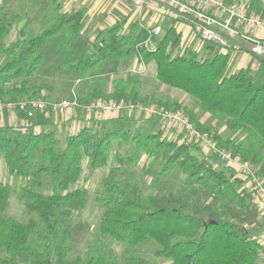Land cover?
I'll return each instance as SVG.
<instances>
[{
    "label": "trees",
    "instance_id": "16d2710c",
    "mask_svg": "<svg viewBox=\"0 0 264 264\" xmlns=\"http://www.w3.org/2000/svg\"><path fill=\"white\" fill-rule=\"evenodd\" d=\"M85 13H59L40 35L28 38L20 33L9 44L6 38L12 21L6 15L0 17V102L44 98L41 87L31 86L30 79L45 65L43 50L49 40L62 35L58 50L63 60L56 71L70 73L81 82L90 76L118 75L134 60L145 66L154 63L162 85L183 92L195 100L199 110L223 120L231 138L205 126L177 100L143 96L142 80L136 74L127 80L115 79L110 93L100 86L86 92L76 89L82 104L107 99L182 111L201 132L264 175V81L251 69L228 76L231 56L214 54L216 45L210 44L204 55L192 48L183 50L182 33L175 28H168L159 39L144 23H128V19L101 30L81 50ZM149 41L153 50L148 48ZM257 60L264 69V59ZM98 82L105 84L104 79ZM18 118L26 125L0 127V157L11 176L29 180L30 187L24 190L30 199L28 214L37 220L25 223L7 217L11 190L0 183V264H109L93 246L71 256L75 231L69 221L89 198L85 189L77 187L84 162L91 176L108 166L112 154L113 165L96 197L104 208L103 237L128 247L154 241L156 256L169 264H264V247L255 237L256 232L264 233V216L254 195L242 187L241 180L228 175V168L215 166L209 157L196 156L197 145L181 137L169 140L162 131L152 133L144 127L133 131L119 124L120 120L106 122L100 130L91 124L62 140L51 129V117L35 124L22 112ZM144 155L160 164L158 177H169L180 169L184 185L196 183L204 200L169 191L144 195L138 184L124 185L121 173ZM45 189L51 193H44ZM123 264L153 263L130 256Z\"/></svg>",
    "mask_w": 264,
    "mask_h": 264
},
{
    "label": "rangeland",
    "instance_id": "374dc122",
    "mask_svg": "<svg viewBox=\"0 0 264 264\" xmlns=\"http://www.w3.org/2000/svg\"><path fill=\"white\" fill-rule=\"evenodd\" d=\"M231 1L247 3L250 13L264 15V0ZM78 10H84L86 12L85 27L81 34V50L91 44L101 30L111 28L117 22H122L125 19H128V23L132 21H140L149 29L160 27L162 31L157 36L158 38H162L165 31L172 24L177 23V21L173 20L170 15L172 7L159 0H0V17L6 15L12 21L11 32L6 38V43L9 44L15 41L19 37L20 33H24L28 38L36 37L40 35L45 28L53 25L57 14L69 13ZM22 23V27L19 28V25ZM61 39L62 35H58L49 40L47 46L43 50L46 56L45 65L38 76L30 79L31 86L41 87L43 94L42 97H44L43 100H45V97H50L49 101L53 102L69 100L71 98V91L73 88L76 87L79 92H83V89L90 91L92 88H95L93 84L98 83L99 79L106 80L107 82L105 83H108L109 88L111 84L108 80L109 78L106 79V77L90 76L79 82L72 74L60 73L55 70L56 65L63 60V56L58 50V45ZM151 43L152 42L149 41L147 45L151 46ZM231 43L234 48L238 45L237 42L231 41ZM125 65L130 66L129 64ZM134 67L136 68V72L134 74L139 75L137 71L141 69V74L145 77L143 96H151L155 94L158 97L162 96L165 99L177 101H179L181 97H184V105L189 110L194 112L196 108H198L195 100L188 96H184L185 94L183 92L172 88H161L163 85L156 79V66L154 63H152V67L145 66L141 63H137ZM153 77H155V81L160 87L152 82ZM104 91L106 90L104 89ZM9 103L15 102H0V105L2 104L6 106ZM139 104L144 105L143 103ZM152 106L155 105H144V107L147 108ZM4 108V111L0 113V127H18L26 125L24 120L23 121L25 123H22L18 118V112L9 108L7 109L6 107ZM77 110L83 111L81 109ZM130 111L142 113L143 116L146 117L145 121L152 123L156 122V126L149 124V127L146 128L141 124H137L132 118L117 119L120 120L119 124L122 126H129L133 131L144 127L152 133H157L161 128H163L165 131L167 130L164 136H166L169 140H176L181 137L183 142H188L184 132L178 126L169 124L159 117H150L141 109H126L117 114L122 115L123 113ZM199 111V116L201 118L203 117L202 123L205 126L220 133L225 139L231 138V134L226 129V125L223 120L218 119L203 110ZM204 117H207L210 120H207V118ZM46 118L54 119L52 116L48 117L47 115L41 113H39L35 118L29 119L30 121L33 120L32 122H36L44 121ZM58 125H60V123ZM51 128L53 129V127ZM97 129L99 130L100 127ZM58 134L62 140H64L67 136L64 131H60ZM197 146L199 147V150L194 152L196 156L200 158L209 157L215 166H225L228 168V175L232 179L241 180L243 182V188L249 190L251 189V177L240 174L238 164H228L226 162H222L206 147L202 145ZM112 165L113 154L106 168H102L90 176L86 170V162H84V172L77 187L85 189L89 198L85 208L73 216L69 221V226L75 231L71 256L75 257L78 254H83L90 246H93L98 251L104 253L109 264H123L124 260L130 256L144 258L153 264H169V262L156 256L158 246L154 241H147L137 247H128L118 244L100 234V222L104 213V208L97 202L96 197L97 193L101 189V182L107 175ZM150 167L151 172L149 173L147 170ZM253 167L255 172H259L258 167H255L254 165ZM157 170H161L160 164H153L152 159H148L144 155L136 165L125 168L120 175L121 178L119 177V179L124 185L128 183L138 184L144 195H148L150 193L163 194L164 192L169 191L176 194H187L192 200L198 198L204 200L199 191V186L196 183L193 182L190 186L184 185L183 181L185 177L180 169L174 170L169 177L156 176L155 173ZM0 183L6 184L11 190L10 207L6 212L7 217L25 223L29 222L31 219L37 220L36 215L28 214V204L30 199L25 194L24 190L30 187L29 180L18 176H11L8 173L2 157H0ZM43 192L47 194L51 193L49 189H45ZM260 209L263 211L261 207ZM257 236L259 235L255 234L256 238Z\"/></svg>",
    "mask_w": 264,
    "mask_h": 264
},
{
    "label": "built area",
    "instance_id": "2783aa9c",
    "mask_svg": "<svg viewBox=\"0 0 264 264\" xmlns=\"http://www.w3.org/2000/svg\"><path fill=\"white\" fill-rule=\"evenodd\" d=\"M172 7L170 15L173 20L186 23L192 27L195 34L205 43L216 45L223 51H229L232 43L230 35L247 42L250 51L257 57H264V40L257 37L259 31H264V15L249 12L247 3L231 0H159ZM161 28L152 29L151 33L158 36ZM80 82V81H79ZM7 109L22 112L29 118H35L39 113L55 117L58 123L73 109H81L87 115L94 112L120 113L124 110L141 109L150 117H159L163 121L178 126L188 143L202 145L216 155L222 162L238 164L243 176L252 180L250 191L256 203L264 214V175L254 171L249 162H243L240 157L222 148L210 135L201 132L195 123L182 111L167 110L158 106L144 107L142 104H128L115 100L97 99L89 105L82 104L78 99L76 87L71 91L69 100L53 102L43 99H28L17 103L0 105V113Z\"/></svg>",
    "mask_w": 264,
    "mask_h": 264
},
{
    "label": "crops",
    "instance_id": "0c3cea01",
    "mask_svg": "<svg viewBox=\"0 0 264 264\" xmlns=\"http://www.w3.org/2000/svg\"><path fill=\"white\" fill-rule=\"evenodd\" d=\"M170 27L175 28L178 32L182 33V47L183 49L186 48H194V50L198 51L200 54H206L207 53V48L210 47V44L204 43L202 42L197 35L195 34V32L193 31L192 27L186 23H175L172 24ZM169 27V28H170ZM257 37L261 38L264 40V31H259L256 34ZM227 37L229 38V40L233 41V42H237V47L234 48L232 46V48L236 49V50H229V51H223L220 48H216L215 51L213 52L215 53H229L231 56L230 62H229V66L227 68L226 74L228 76L233 75L235 73H237L238 71L242 70V69H251L255 75H257L258 79L260 82L264 81V69L262 68V66L260 65V63L257 60V57L255 55H253L250 51V47L249 44L245 41H243L242 39H237L235 37H232L230 35H227ZM161 39V38H159ZM234 45V44H233ZM149 49L153 50L155 48V46L153 45V43H151V46H148ZM211 51L209 50V53ZM264 59V57H262ZM138 62V60H134L131 63H129L130 66H126L124 68V70L120 73V74H111V75H106V76H97V77H106V79H108L110 81V86L108 88V83H105L104 85H101L99 82L98 83H94L93 86H100V88L105 89L106 93H110L112 91V84L113 81L115 79L118 78H124V79H129V77L131 75H133L136 72V68L134 67ZM152 67V64L148 65ZM140 69V68H139ZM137 73L141 76V80H142V92H144V85H145V77H143L142 70L140 69L139 71H137ZM155 77H153V83L155 85H157L158 87H160L156 81H155ZM105 82H107L105 80ZM161 88H169L165 85L161 86ZM175 90V89H174ZM83 92H86L85 89H83ZM184 96H188V95H184ZM189 97V96H188ZM180 103L184 104V97H181L179 100ZM199 120L201 122H203L202 118L199 116L200 115V111L199 108H196V110L194 111ZM120 118H132L134 119V121L137 124H141L144 127H149V124H153L156 126V122H148L145 121V118L143 116L142 113H138L137 111H130V112H126L121 114H117V113H104V112H94L90 115H87L85 112L77 110V109H73L70 110L63 118V122L60 123V125H58V121L57 119L54 117V119L52 118V124H53V129L56 130L57 132L59 131H64L66 132L67 135H74L77 134L82 128L86 127V126H90L91 124H96V128L98 127H102L104 125V123L106 122H112V121H117V119ZM207 118V117H204ZM19 120V119H18ZM207 120H210L209 118H207ZM22 123H25L23 120H20ZM33 121V120H32ZM32 124L37 123L36 122H32ZM41 128L38 127L37 130L39 131ZM52 129V128H51ZM227 129V128H226ZM98 130V129H97ZM100 130V129H99ZM159 131H162L165 135V129L161 128ZM158 131V132H159ZM58 132V133H59ZM166 137V136H165ZM261 154L264 156V148L261 150ZM258 241L262 244V246L264 247V233L263 232H258L256 233Z\"/></svg>",
    "mask_w": 264,
    "mask_h": 264
},
{
    "label": "water",
    "instance_id": "95a60500",
    "mask_svg": "<svg viewBox=\"0 0 264 264\" xmlns=\"http://www.w3.org/2000/svg\"><path fill=\"white\" fill-rule=\"evenodd\" d=\"M22 25H23V23L19 25V28H21V27H22Z\"/></svg>",
    "mask_w": 264,
    "mask_h": 264
}]
</instances>
